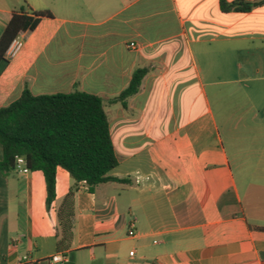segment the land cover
I'll return each instance as SVG.
<instances>
[{"label":"crops","instance_id":"obj_1","mask_svg":"<svg viewBox=\"0 0 264 264\" xmlns=\"http://www.w3.org/2000/svg\"><path fill=\"white\" fill-rule=\"evenodd\" d=\"M224 1L256 6L0 0V35L14 13L50 14L0 66V108L25 87L100 97L109 175L128 181L77 191L57 168L47 208L41 172L0 173V264H264V0ZM138 69L139 92L110 103Z\"/></svg>","mask_w":264,"mask_h":264},{"label":"trees","instance_id":"obj_2","mask_svg":"<svg viewBox=\"0 0 264 264\" xmlns=\"http://www.w3.org/2000/svg\"><path fill=\"white\" fill-rule=\"evenodd\" d=\"M256 3L220 0L223 13L233 10L248 13ZM48 12L26 15L14 13L0 35V66L6 65L5 52L19 34L33 31ZM146 69L135 70L128 86L110 103L126 107L141 86ZM0 173L15 170L16 158L25 157L28 171H39L45 182L46 207L55 198V172L65 170L74 181V189L95 187L108 182L127 183L109 175L118 166L109 124L100 97L80 91L50 95H32L25 87L20 97L0 108ZM70 191L66 200H70ZM65 264H71L67 262Z\"/></svg>","mask_w":264,"mask_h":264},{"label":"built area","instance_id":"obj_3","mask_svg":"<svg viewBox=\"0 0 264 264\" xmlns=\"http://www.w3.org/2000/svg\"><path fill=\"white\" fill-rule=\"evenodd\" d=\"M23 47V42L21 40V38H19L18 36L16 38H14L11 43L9 44L8 48L6 49L5 52V59L6 60H11L13 58H15L17 56V54L21 51ZM130 47H133V44L130 43ZM15 171H17L18 173H27L28 170L25 167V162H24V158L23 157H17L16 158V165H15ZM129 236H133V230L132 228L129 230L128 232ZM133 252L130 253V256H133ZM27 257H23L22 261L25 262L27 261ZM50 264H65L66 262V257L63 254H54L50 257L49 259Z\"/></svg>","mask_w":264,"mask_h":264},{"label":"water","instance_id":"obj_4","mask_svg":"<svg viewBox=\"0 0 264 264\" xmlns=\"http://www.w3.org/2000/svg\"><path fill=\"white\" fill-rule=\"evenodd\" d=\"M23 158H25V157H23Z\"/></svg>","mask_w":264,"mask_h":264}]
</instances>
